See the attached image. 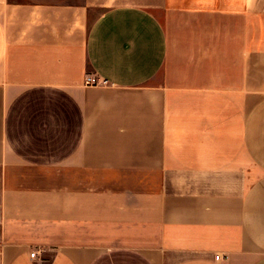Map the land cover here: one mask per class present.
Listing matches in <instances>:
<instances>
[{"label": "crops", "instance_id": "1", "mask_svg": "<svg viewBox=\"0 0 264 264\" xmlns=\"http://www.w3.org/2000/svg\"><path fill=\"white\" fill-rule=\"evenodd\" d=\"M0 264H264V0H0Z\"/></svg>", "mask_w": 264, "mask_h": 264}, {"label": "built area", "instance_id": "2", "mask_svg": "<svg viewBox=\"0 0 264 264\" xmlns=\"http://www.w3.org/2000/svg\"><path fill=\"white\" fill-rule=\"evenodd\" d=\"M107 84L108 82L106 80H101L94 75H88L84 81V85L89 87L106 86ZM35 257H36V253H32L31 258H35ZM216 260H219V257H216Z\"/></svg>", "mask_w": 264, "mask_h": 264}]
</instances>
